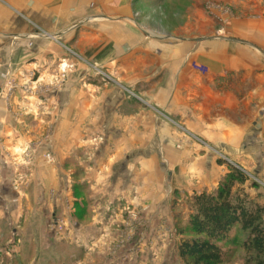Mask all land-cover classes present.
I'll return each instance as SVG.
<instances>
[{"label":"crops","instance_id":"0c3cea01","mask_svg":"<svg viewBox=\"0 0 264 264\" xmlns=\"http://www.w3.org/2000/svg\"><path fill=\"white\" fill-rule=\"evenodd\" d=\"M137 13L133 0H0V82L11 77L19 80L9 105L21 114L12 119L1 100L0 126L9 131L37 126L42 134L47 127L54 129L51 151L57 167L51 171L44 165L50 170L45 173L75 175L81 167L95 179L100 175L116 179L120 187L124 175L151 173L139 170L150 159H166L170 170L181 166L188 150L177 148L182 139L157 111L185 121L188 127L201 128L204 112L210 110L214 128L224 132L228 128L226 147L234 157L239 154L232 144L239 139L232 137L233 127L238 125L230 120L243 117L247 121L240 126L247 127L249 122L256 126L244 140L247 150L253 151L256 144L264 146V18L238 22L237 40L221 50L206 39L157 38L141 13L135 19ZM32 24L62 44L34 37ZM71 50L120 85L103 82L102 76L83 66L59 81L60 61H75ZM32 75L40 87L52 83L49 95L25 93L21 85ZM222 109L235 115L227 118L221 115ZM189 111L198 112L193 115L199 120L195 125L186 119ZM221 118L228 119L227 126L220 123ZM20 138L17 157H22L24 141L25 146L29 143ZM155 164L152 172L161 174L162 167ZM133 180L126 188L124 184L125 193L116 195L117 203L128 198Z\"/></svg>","mask_w":264,"mask_h":264},{"label":"rangeland","instance_id":"374dc122","mask_svg":"<svg viewBox=\"0 0 264 264\" xmlns=\"http://www.w3.org/2000/svg\"><path fill=\"white\" fill-rule=\"evenodd\" d=\"M133 4L139 12L135 19L139 20L141 13L142 20L157 38L206 39L221 50L237 40L234 30L238 22L264 18V0H133ZM32 25L34 37L59 41ZM208 46L209 43H204L205 49ZM70 53L75 61H60L59 81H65L70 73L83 66L102 76L103 82L120 85L97 64L72 50ZM31 77L21 85L25 93L33 92L38 97L49 95L52 83L40 87L39 80L34 75ZM15 78L0 82V103L3 105L1 100H5L7 115L19 119L20 112L9 105L20 87ZM136 95L130 93L138 98ZM157 113L172 124L182 139L177 148L186 147L188 159L171 170L167 169L166 159H150L141 163L139 170L151 173L124 175L120 187L116 179L101 175L95 179L84 174L81 167L76 168L75 175L45 173L46 169L53 171L57 167L51 151L52 127L42 134L37 126H29L28 131L18 127L9 131L0 126V264H184L179 257L180 230L193 214L192 197L198 191L214 192L229 166L239 167L247 174L245 194L253 204L264 206V146L256 144L249 151L244 141L255 124L240 126L247 121L241 116L230 120L238 125L233 127L232 137L239 140L230 143L239 154L234 157L226 147L228 128L224 129L226 132L214 128L210 110H205L201 128L188 127L185 121L179 122L163 111ZM195 113L198 115L189 111L186 116L194 125L199 122L193 116ZM220 113L227 118L235 115L227 109ZM224 118L220 123L227 126L228 119ZM20 136L29 142L26 146V141L23 143V159L21 155L17 157L21 152ZM92 144L97 146L99 140ZM209 162L213 163V171ZM153 163L168 171L152 172ZM132 179L133 190L128 198L117 203L116 195L125 193L124 184L125 188L131 185ZM231 250L233 256L225 264H256L241 245Z\"/></svg>","mask_w":264,"mask_h":264},{"label":"trees","instance_id":"16d2710c","mask_svg":"<svg viewBox=\"0 0 264 264\" xmlns=\"http://www.w3.org/2000/svg\"><path fill=\"white\" fill-rule=\"evenodd\" d=\"M248 180L239 167L229 166L214 192L194 194L193 214L180 230L184 264H225L238 245L264 264V206L248 199L243 190Z\"/></svg>","mask_w":264,"mask_h":264}]
</instances>
